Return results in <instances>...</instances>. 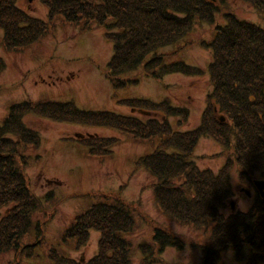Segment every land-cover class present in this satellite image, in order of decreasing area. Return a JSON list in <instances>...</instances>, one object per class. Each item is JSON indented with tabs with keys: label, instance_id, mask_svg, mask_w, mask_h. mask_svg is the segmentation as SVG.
<instances>
[{
	"label": "trees",
	"instance_id": "trees-1",
	"mask_svg": "<svg viewBox=\"0 0 264 264\" xmlns=\"http://www.w3.org/2000/svg\"><path fill=\"white\" fill-rule=\"evenodd\" d=\"M17 1L0 0V44L6 52L34 46L59 25L77 27L83 33L105 29L106 39L113 45L106 78L115 91L139 84L137 78L124 76L141 66L146 77L157 81L172 74L203 75L200 67L182 61L168 63L159 51L186 38L196 22L215 28L210 41L201 40L202 47L212 54L208 72L213 90L207 95L200 124L192 130H182L190 120L189 108L174 106L169 98L119 101L143 118L86 111L73 102L41 99L10 106L0 122V212L8 210L0 218V254H14L9 264H31L47 240L45 223L35 219L44 201L31 189L25 172L31 164L25 153L38 150L42 137L26 125L27 115L117 130L134 143L153 147L151 153L138 158L136 170L144 169L154 179L159 211L207 237L189 240L166 227L153 226L152 242L138 245L139 264H168L162 257L166 249L182 250L186 243L201 252L202 264H223L224 253L231 250L240 264H264L261 193L256 192L247 212L226 215L222 210L234 196L233 161L244 183L253 186L256 173L264 177V26L240 19L228 6L229 0H41L48 9L46 21L21 10ZM237 1L264 14V0ZM219 13H223L224 24L216 21ZM6 68L5 59L0 57V77ZM170 118L178 119V128ZM202 138H213L227 151L233 149L236 159L227 158L218 172L199 168L193 159ZM72 139L87 147L93 158L111 157L121 143L119 138L97 135ZM121 191L95 196L99 202L78 214L59 237L62 246L79 251L90 241L92 231L99 233L98 251L86 264H134L138 209ZM45 199L50 202L51 193ZM47 257L50 264H81L67 256L61 246L49 249Z\"/></svg>",
	"mask_w": 264,
	"mask_h": 264
},
{
	"label": "rangeland",
	"instance_id": "rangeland-1",
	"mask_svg": "<svg viewBox=\"0 0 264 264\" xmlns=\"http://www.w3.org/2000/svg\"><path fill=\"white\" fill-rule=\"evenodd\" d=\"M17 6L32 17L47 20L48 9L41 0H18ZM228 6L240 19L264 26V14L249 4L229 0ZM224 20L223 13H219L216 21L224 24ZM214 28L212 25L196 22L195 28L186 38L159 51L166 55L168 63L182 61L200 67L204 71L203 75L187 77L172 74L157 81L146 77L144 67L141 66L124 76L137 78L139 84L119 91H115L106 78L113 45L106 39L105 29L83 33L77 27L59 25L48 37L19 52H6L0 44V57L7 63V68L0 77V122L10 106L21 101L41 99L73 102L86 111H108L123 116L135 114L143 118L144 116L134 113L119 101L130 98L162 101L169 98L174 106L189 108L190 120L182 130H192L200 124L207 95L213 90L208 72L212 54L211 50L202 47L201 40L210 41ZM2 37L3 32L0 30V42ZM185 43L188 45H184ZM152 115L162 118L161 115ZM169 120L178 128L177 118ZM25 123L42 137L38 150H28L25 153L31 159L25 172L31 189L44 201V208L35 219L45 223L44 233L47 238L38 248L37 258L29 261L31 264H50L47 257L49 249L60 246L67 256L86 264L98 251L99 233L92 231L90 241L79 251L68 245L62 246L59 237L78 214L99 202V198L95 196L115 194L121 188L123 198L136 204L138 209L135 210V218L139 229L133 237L134 264H139L141 257L138 245L152 242L153 226L166 227L189 240L207 237L202 231L180 225L159 211L152 188L154 179L144 169L136 170L138 158L151 153L153 147L134 143L126 134L108 128L59 123L33 115H27ZM88 135L116 137L121 143L114 148L111 157L93 158L87 147L72 139ZM227 150L213 138H202L195 149L193 160L201 169L209 168L218 172L227 158L236 159L234 150ZM232 165L234 196L222 209L226 215L238 210L247 212L254 201L243 189H249L253 194L254 190L240 180L235 161ZM255 179H262L260 173L255 174ZM48 193L52 195L50 202L45 199ZM7 212L6 209L2 210L0 218ZM142 213L148 218L144 220ZM162 257L168 264H202L201 252L189 243L182 250L166 249ZM14 259L13 253L0 254V264H9ZM223 264H240L236 261L233 250L224 253Z\"/></svg>",
	"mask_w": 264,
	"mask_h": 264
},
{
	"label": "flooded vegetation",
	"instance_id": "flooded-vegetation-1",
	"mask_svg": "<svg viewBox=\"0 0 264 264\" xmlns=\"http://www.w3.org/2000/svg\"><path fill=\"white\" fill-rule=\"evenodd\" d=\"M248 185H249V184H248ZM249 186H250V185H249ZM250 187L252 188V190H254V194H253V192H252L251 190L246 189V188L243 189V191L246 192V194H247V196H248L249 198H254V199H255V197H256V192H258L259 189L256 187L254 179H253V186H250Z\"/></svg>",
	"mask_w": 264,
	"mask_h": 264
},
{
	"label": "water",
	"instance_id": "water-1",
	"mask_svg": "<svg viewBox=\"0 0 264 264\" xmlns=\"http://www.w3.org/2000/svg\"><path fill=\"white\" fill-rule=\"evenodd\" d=\"M29 1H33V0H29ZM221 121H224V118H222ZM255 185L259 189V192L261 193V195L264 196V181L256 180Z\"/></svg>",
	"mask_w": 264,
	"mask_h": 264
},
{
	"label": "bare ground",
	"instance_id": "bare-ground-1",
	"mask_svg": "<svg viewBox=\"0 0 264 264\" xmlns=\"http://www.w3.org/2000/svg\"><path fill=\"white\" fill-rule=\"evenodd\" d=\"M260 176H261V178L262 179H258L259 181H264V177H263V175L260 173Z\"/></svg>",
	"mask_w": 264,
	"mask_h": 264
}]
</instances>
